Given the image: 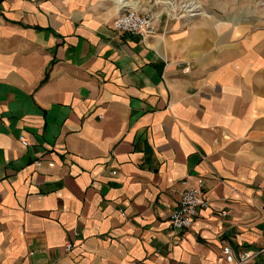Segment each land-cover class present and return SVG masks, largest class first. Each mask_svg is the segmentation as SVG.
<instances>
[{"label": "crops", "instance_id": "crops-1", "mask_svg": "<svg viewBox=\"0 0 264 264\" xmlns=\"http://www.w3.org/2000/svg\"><path fill=\"white\" fill-rule=\"evenodd\" d=\"M210 4L141 39L110 24L147 0H0V264H217L225 243L264 246V25ZM198 177L210 205L173 230Z\"/></svg>", "mask_w": 264, "mask_h": 264}, {"label": "built area", "instance_id": "built-area-1", "mask_svg": "<svg viewBox=\"0 0 264 264\" xmlns=\"http://www.w3.org/2000/svg\"><path fill=\"white\" fill-rule=\"evenodd\" d=\"M179 13L171 19L180 18L186 15V18H192L200 13L199 5L193 2L183 1L178 4ZM111 29L117 34H125L132 37H149L155 29L154 16L140 12L136 7H124L111 21ZM19 140L22 146H27L28 141L24 136ZM36 166L41 165V161L35 162ZM115 173V171H112ZM183 186L177 204L171 209L168 216V226L173 229H185L192 225L194 219L199 216L200 211L210 205V201L205 196V179L198 177L194 183L187 179L181 181ZM72 247L70 240L65 242V249ZM264 264V246L256 249H234L230 244L225 243L221 247V259L217 264H254V262ZM47 264V263H40Z\"/></svg>", "mask_w": 264, "mask_h": 264}, {"label": "rangeland", "instance_id": "rangeland-1", "mask_svg": "<svg viewBox=\"0 0 264 264\" xmlns=\"http://www.w3.org/2000/svg\"><path fill=\"white\" fill-rule=\"evenodd\" d=\"M183 1L199 5L200 13L192 18L204 14L206 8L211 6L210 3L213 2V6L223 12L237 14V12H244L245 10V12L255 14L264 25V0H147V4H150L152 7L146 13L153 15L155 18L158 16L170 20L171 15H178V4ZM192 18L187 19L186 15H184L174 19L189 20Z\"/></svg>", "mask_w": 264, "mask_h": 264}, {"label": "bare ground", "instance_id": "bare-ground-1", "mask_svg": "<svg viewBox=\"0 0 264 264\" xmlns=\"http://www.w3.org/2000/svg\"><path fill=\"white\" fill-rule=\"evenodd\" d=\"M124 4V3H123Z\"/></svg>", "mask_w": 264, "mask_h": 264}]
</instances>
